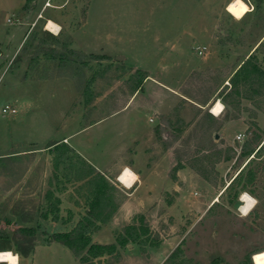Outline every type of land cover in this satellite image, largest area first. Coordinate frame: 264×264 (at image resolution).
<instances>
[{"label":"rangeland","instance_id":"1","mask_svg":"<svg viewBox=\"0 0 264 264\" xmlns=\"http://www.w3.org/2000/svg\"><path fill=\"white\" fill-rule=\"evenodd\" d=\"M244 2L254 10L237 21L227 11L233 0H36L27 12L25 0H0V245L13 253L11 234L18 228L34 229V247L48 244L42 218L56 219L55 208L64 206L53 193L65 200L59 190L80 177L82 167L74 157L57 164L46 146L120 108L139 81L131 67L162 79L158 67L166 63L164 82L182 79L177 91L186 100L164 115L165 142L219 194L212 207L185 222L182 240L163 263L253 264V256L264 253V47L250 50L264 32V0ZM48 21L59 27L56 41L47 35ZM164 41L182 53L160 62ZM249 56L261 74L231 79ZM215 99L224 106L217 119L211 114ZM5 105L15 114H2ZM227 119L244 135L232 149L219 148L214 138ZM110 132L100 125L69 143L100 153ZM244 142L254 148L247 157L240 151ZM230 158L233 164L224 162L218 177L217 160ZM71 192L86 203L84 185ZM244 192L259 204L241 218ZM54 253L39 247L21 264H68ZM103 262L113 264L116 257Z\"/></svg>","mask_w":264,"mask_h":264},{"label":"crops","instance_id":"2","mask_svg":"<svg viewBox=\"0 0 264 264\" xmlns=\"http://www.w3.org/2000/svg\"><path fill=\"white\" fill-rule=\"evenodd\" d=\"M248 6L251 8L250 5ZM6 20L8 18L4 19L5 24H7ZM19 43L18 40L15 47L9 51V59L16 52ZM260 45L264 47V32L252 46L250 52ZM161 50L165 52L166 59L164 58L160 62H166L170 59L167 57L172 54L182 53L181 49L175 48L172 43L167 41L162 43ZM5 52V56L8 58V49ZM2 56L0 54V59ZM4 60V62H8L7 59ZM165 64L158 67V70H162L159 73L162 79L152 77L149 72L144 71L147 73V77L142 81L137 91L126 97L120 108L103 114L98 121L89 123L69 134L64 140L56 142L54 146H66L94 170V173L84 180L75 179L65 183L64 186L68 187L59 190L66 194H64L65 200L57 193H53L60 202H64V206L61 205L62 208L58 210L56 219L42 218L44 220L42 221L43 227L47 228L48 236L69 232L85 216L87 203L83 202L82 196L77 193L75 195L71 191L79 185H84L89 189V194L85 198L88 199L93 191L92 177L95 174L100 175L109 188L106 195L110 198V204L106 211L110 209H114V211L104 223L93 221V230L89 235L90 243L97 245L114 243L116 234L123 227L129 225L131 218L136 215L142 216L147 225L148 233L144 237L143 249L135 244H128L125 249L117 250L118 258L113 264H163L182 240L183 230L181 228H185V222L192 223L196 214L207 211L217 202L215 199L219 194L217 191L219 187L209 184L204 178L205 176L200 175L197 169H192L180 161L176 156L177 153L174 152L173 144L165 142L167 134L164 131V115L170 113L178 101L186 100L177 91L182 79L168 81L172 83V86L164 82L167 77L164 75L166 74L164 73ZM131 68L139 70L136 67ZM191 70L189 72H192ZM217 102L221 103L215 99L212 105L215 106ZM208 106L209 104L206 108ZM145 116H147V120H144ZM212 117L217 119L216 116ZM237 123L230 119L221 121L216 130L217 136H214L215 139L218 138L219 148L232 149L234 137L241 133ZM100 125H106L112 134L100 153L89 152L87 144L69 143V140ZM52 149L53 146L47 151ZM233 160L231 158L217 160L215 174L217 173L220 177L222 164L227 162L230 166L233 164ZM176 165L180 167L172 179L170 171ZM123 169H131V172L135 173L134 180L128 187L124 186L119 178L117 179ZM73 185L74 187H72ZM46 222L47 224H44ZM39 247L58 251L52 256L59 260L64 259L68 264H79L65 247L56 243L35 246L28 258L19 259V264L33 258ZM134 249H138L140 254L132 255ZM105 258L108 257L96 258L92 260V263L103 264Z\"/></svg>","mask_w":264,"mask_h":264},{"label":"trees","instance_id":"3","mask_svg":"<svg viewBox=\"0 0 264 264\" xmlns=\"http://www.w3.org/2000/svg\"><path fill=\"white\" fill-rule=\"evenodd\" d=\"M35 1L36 0H25L23 10L26 12L29 11L31 7H28V5ZM47 35L53 41H56L55 36H52L51 34ZM89 57L96 56L89 55ZM250 59L251 56H249L239 66L231 79L237 77L238 74H242L241 76H243V78L245 79L261 74L258 68H256L253 64H250ZM136 73L138 74L139 81L137 86L133 88L132 93L139 89L142 81L147 77V74L143 71L136 70ZM260 76L264 77L262 75ZM252 141L256 143L257 138H253ZM55 144L56 142L50 143L47 148L53 146L52 151H54V154L56 156L55 162L57 164L67 165L70 157H74L78 160L82 167V171L77 172L78 174L80 173L79 175H81L77 178L78 180H84L93 175L94 170L86 165V163L82 161L78 156L74 155V153L70 151L66 146H54ZM240 151L242 156L247 157L250 156L252 152H254V148L251 146V143L244 142L240 148ZM257 151L258 150H256V152ZM179 167V165H176L171 169L170 177L172 179H174V173ZM241 171L242 170L237 173L235 178L240 175ZM92 178L93 191L90 194V197L86 200L87 212L85 213V216L69 232L50 235L47 240L48 244L56 243L65 247L79 264H93L92 260L103 256H112L118 258L117 250L124 248L128 244H135L143 249L142 247H144L145 245L144 237L148 233V230L144 218L140 215L133 216L131 218L130 224L123 227L120 232L116 234L114 243L109 245H97L90 243L89 235L93 230V221L104 223L111 217L114 211V209L106 211V208L109 207L110 204V198L108 197V195H106L109 189L106 181H104L103 178L98 174H95ZM235 178L228 184L227 187L232 184ZM251 178L252 177L248 175V178L246 180L250 181ZM57 211L58 210L55 208L54 212ZM43 217H45V215ZM22 222L27 223L29 222V220L23 218ZM34 234L35 231L33 228H18L11 234V240L14 245L13 253H19L20 259H26L32 254L34 249ZM1 251H10L9 245H0V252Z\"/></svg>","mask_w":264,"mask_h":264},{"label":"clouds","instance_id":"4","mask_svg":"<svg viewBox=\"0 0 264 264\" xmlns=\"http://www.w3.org/2000/svg\"><path fill=\"white\" fill-rule=\"evenodd\" d=\"M253 10L254 7L250 8L244 2V0H233V3L227 9V11L230 14H232L237 21L241 20L245 16V14ZM50 26H51V22H49V27ZM54 34L56 35L59 34L58 26L54 31ZM223 108L224 106L221 103L217 102L216 105L211 110L212 115L219 117L221 112L223 111ZM125 172L135 176V173H132L131 169H125ZM240 201L242 202L239 208V214L241 218L247 217L253 211V209L259 204L258 199H256L247 192L241 194ZM19 259H20L19 253H16L15 255L10 251L0 253V262L7 261L8 264H19ZM254 264H264V253L255 255Z\"/></svg>","mask_w":264,"mask_h":264},{"label":"bare ground","instance_id":"5","mask_svg":"<svg viewBox=\"0 0 264 264\" xmlns=\"http://www.w3.org/2000/svg\"><path fill=\"white\" fill-rule=\"evenodd\" d=\"M49 22H51V21H48L47 23H46V25H45V29L47 30V31H49L50 33H52V34H54V31L56 30V28H57V26L54 24V23H52L51 22V26L49 27ZM134 180V176L133 175H131L130 173H127V172H125V170L123 171V173L120 175V177H119V181L122 183V184H124V186H129L130 184H131V182ZM6 252H8V251H6ZM0 253H3V252H0ZM259 254H261V253H259ZM15 255V254H14ZM256 255V254H255ZM255 255L253 256V264H254V257H255ZM8 264V262L7 261H3V262H0V264Z\"/></svg>","mask_w":264,"mask_h":264},{"label":"built area","instance_id":"6","mask_svg":"<svg viewBox=\"0 0 264 264\" xmlns=\"http://www.w3.org/2000/svg\"><path fill=\"white\" fill-rule=\"evenodd\" d=\"M6 22H9V20H7ZM196 50L198 51V54H201L202 53V49H199V48H196ZM15 109L14 108H11L10 106H7V105H5V106H3L2 107V109H1V113L2 114H15ZM238 137H239V139H238ZM244 139V135H242V134H237L235 137H234V141H236V142H238V143H240L242 140ZM264 145V144H263ZM262 145V146H263ZM122 173V171L120 172V174ZM118 177H119V175H118ZM118 177H117V179H118Z\"/></svg>","mask_w":264,"mask_h":264},{"label":"water","instance_id":"7","mask_svg":"<svg viewBox=\"0 0 264 264\" xmlns=\"http://www.w3.org/2000/svg\"><path fill=\"white\" fill-rule=\"evenodd\" d=\"M262 150H263V152H264V145L262 146Z\"/></svg>","mask_w":264,"mask_h":264}]
</instances>
